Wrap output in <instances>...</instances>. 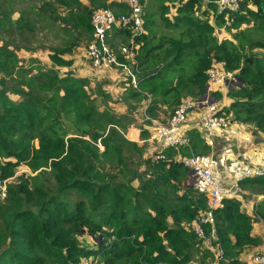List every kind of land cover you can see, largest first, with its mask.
Returning <instances> with one entry per match:
<instances>
[{
	"label": "trees",
	"instance_id": "1",
	"mask_svg": "<svg viewBox=\"0 0 264 264\" xmlns=\"http://www.w3.org/2000/svg\"><path fill=\"white\" fill-rule=\"evenodd\" d=\"M19 1L0 0V177L8 179L0 201V264H85L89 258L86 264H200L193 259L197 250L212 257L189 229L206 211L207 198L188 187V169L179 160L209 151L198 129L186 130L188 145H166L154 151L155 159L148 155L134 166L129 152L142 156L144 147L98 110L88 79L70 71L72 58L65 54L71 45L52 47L42 61L24 36L36 23L33 15L45 26L49 18L60 30L75 31V41L82 34L89 39L94 8L81 0H54L67 8L61 15L51 0H42L25 13L15 10ZM168 1L160 3V13L178 36L157 37L154 19L144 18L137 85L129 76L121 79L123 106L132 105L128 99L138 105L149 100L145 115L160 118L164 105L168 116L182 99L204 94L206 70L220 65L242 80L224 94L213 91L215 99H228L220 112L264 133V0H239V8L227 13L217 12L216 0ZM99 6L126 11L107 0ZM140 136L149 133L142 127ZM240 186L259 188L262 198L251 212L237 198L214 211L221 264H244L247 249L262 253L254 222H264V177ZM73 193L80 198L71 199ZM83 234L101 238L87 246Z\"/></svg>",
	"mask_w": 264,
	"mask_h": 264
},
{
	"label": "built area",
	"instance_id": "2",
	"mask_svg": "<svg viewBox=\"0 0 264 264\" xmlns=\"http://www.w3.org/2000/svg\"><path fill=\"white\" fill-rule=\"evenodd\" d=\"M109 4H122L126 11L118 12L110 6L94 8L90 14L91 34L84 49L83 57L92 71L106 73L120 70L130 77L133 87L137 85L134 70L137 69L135 59L138 48L137 37L144 33L142 0H107ZM217 12H234L239 8V0H216ZM118 30L124 33H118ZM125 34V32H127ZM124 41V42H122ZM121 55L129 62L121 60ZM208 87L204 94L194 98H184L174 110L164 119L151 118L152 138L167 146H186L189 139L184 131V125L192 112L197 113V127L201 139L213 146L218 135L242 137L245 142H252L251 126L237 121L231 116L220 112L221 104L213 97V91L223 94L231 87H238V77L234 71L214 65L206 70ZM204 95V97H202ZM102 148V146L98 143ZM179 160L191 170L186 183H192V188L204 194L207 198V209L189 224V229L195 234L199 247L210 248L213 256L208 258V264H221L224 253L215 235L214 211L224 206L228 198H235L243 180L264 177V148L258 152L256 160L244 164L224 165L225 159L212 153H191ZM8 179L0 177V201L7 194ZM208 225L210 229L205 228ZM209 232L207 233V231ZM244 264H264V253L255 252L249 255Z\"/></svg>",
	"mask_w": 264,
	"mask_h": 264
},
{
	"label": "rangeland",
	"instance_id": "3",
	"mask_svg": "<svg viewBox=\"0 0 264 264\" xmlns=\"http://www.w3.org/2000/svg\"><path fill=\"white\" fill-rule=\"evenodd\" d=\"M86 5H89L92 9L97 7L98 3L101 0H81ZM156 0H148L146 3V6L144 8V11L148 9V7H152V2ZM52 5L51 7L56 9V11L63 15L67 12V8L61 7L57 2H54V0H51ZM42 0H21L18 2V4L15 6V10L25 12L29 11L31 9L32 5L41 4ZM158 7L156 11H158ZM198 15H200V11H198ZM16 14H14V17ZM161 20H162V15ZM33 20L36 22H32V30L29 31V29L25 30L24 36L26 37V41L29 44L30 47L35 49L36 54L39 58L42 59L46 57V54L50 52V49L52 47L57 48H63L70 46L72 47V50L69 53H66L65 55H68L72 58L71 64L69 66L70 71L80 77H86L89 81V88L92 90V95L95 97L94 104L98 108L99 111L105 110L108 114L112 115L115 120L118 121V125L120 127V130L126 135L128 129H135L137 132H139L140 128H145L149 132V137L146 142H143L141 144V147H144V152L141 155H138L136 151L131 150L129 153H131L132 157L131 159L135 162L133 163L134 166H138V162L142 161V158L147 157L148 155H151L152 159H155L157 156L156 154H153L155 150H158L161 147H166L163 143L159 142L158 140L152 138V128L150 126V123L148 119L145 117V113H143L142 110V102L136 104L135 101L128 99V102L131 103V106H123L121 101L119 99L124 98V93H116L114 95V90L111 86L119 85L121 82V79L125 78V74L122 73L120 70L116 71V76H106L105 73H99L90 70V74L87 76H83L80 74V68L77 65V63L80 62L81 54L84 52V49L87 46L88 43V36L85 34H82L79 36V39L75 41V38L77 36L76 32H65L63 30H60V26H58L57 23H53L51 19L45 20L46 23H48V26H45L43 21L37 22L36 17L32 15ZM159 21V33H163L165 35H173L178 36V30L179 29H173L169 27H165V22L162 20ZM245 26V25H244ZM243 26V27H244ZM227 34V33H226ZM124 42V41H122ZM21 54V56H23ZM264 55V54H263ZM87 66V65H86ZM120 79V80H119ZM113 84V85H111ZM107 85H110V88L108 90ZM124 85V84H123ZM122 85V86H123ZM101 91L106 93L107 96H102ZM112 93V94H111ZM119 97L118 99L114 98ZM192 98V97H190ZM194 98V97H193ZM159 115H161L160 119H164V116L167 115V113L170 112V109H167L166 106L160 105L159 109ZM164 115V116H163ZM125 126L122 128V126ZM254 133H251L253 135ZM139 137V136H137ZM148 137V138H149ZM134 141V140H132ZM142 142V141H141ZM137 143V142H136ZM100 147V146H99ZM103 147H100V150H102ZM127 152V151H126ZM206 153H210L209 151ZM241 164H244L241 162ZM144 166L143 164L139 165V171H143ZM136 184V182H134ZM259 188H251V187H242L240 186L239 191L235 193V198L239 199L242 203L241 207L244 211L251 212V207L254 203L258 202L262 198V194L259 193ZM70 198L73 200H76L77 198H80L76 195V193H73L70 195ZM255 228H254V234L260 236L264 240V222L262 221H256L254 222ZM101 235L96 237L97 239H100ZM82 242L87 244V246L94 245V239L91 238L87 234H83L79 236ZM256 251H254L255 253ZM252 253V252H250ZM249 253V254H250ZM262 253H264V250H262ZM203 252L200 250L195 251V254L193 255V259L200 264H205L208 259L203 258ZM90 261L89 259L84 260V263H88Z\"/></svg>",
	"mask_w": 264,
	"mask_h": 264
},
{
	"label": "crops",
	"instance_id": "4",
	"mask_svg": "<svg viewBox=\"0 0 264 264\" xmlns=\"http://www.w3.org/2000/svg\"><path fill=\"white\" fill-rule=\"evenodd\" d=\"M148 0H142L143 3V18H148V19H154V30L157 31V37L160 35L159 33V21L158 18L160 19V22H162L161 20V13H160V3H167L169 2L168 0H156L152 2V7H148L147 10L144 11V8L146 6ZM170 3V2H169ZM172 3V2H171ZM178 2H174V4L176 5ZM157 7L159 8L158 11H156ZM173 12V9H172ZM172 14V13H171ZM168 14V12L165 14L166 16L168 15V17L170 18V20H172L175 15H171ZM162 34V33H161ZM84 53V52H83ZM83 53L81 54L80 57V62L77 63V65L80 68V74H82L83 76H87L90 74V66L89 64L85 61L84 57H83ZM87 65V66H86ZM88 74V75H87ZM106 76L112 77V76H116V71H111V72H106L105 73ZM120 80V79H119ZM113 85V84H111ZM114 90V95L116 93H121V90L123 89L122 87V83H120L119 85H114L111 86ZM108 90L110 88V85H107ZM110 91V90H109ZM112 94V93H111ZM114 98L118 99L119 97H115ZM149 100L147 101H143L142 103V110L145 109L147 103ZM221 104V106H225L228 99L223 96L221 98V100H218ZM197 113L196 112H192L189 117L187 122L184 125V131H186L189 128H193V127H197ZM148 131V130H147ZM149 133V132H148ZM225 137L218 135L217 137H215L214 139V144L213 146L210 147L209 152L214 154L217 157H222L223 159L227 160L225 161L224 165L226 167L231 165H238L241 164V162L246 163L249 161H253L257 159L258 156V152L260 150H262L264 148V133L262 132H258L257 134H253L252 135V142H245L243 141L242 137H233L227 133H225ZM129 140H134L135 142H137V144L140 146L141 144H143V142H146L148 139H150V135L146 138H142L140 136V130L139 132H137L135 129H128L127 134L125 135ZM139 136V137H137ZM142 141V142H141ZM253 206V205H252ZM252 208V207H251ZM260 247V246H259ZM257 249H247L245 252H243L241 254L242 259L245 261L250 254L254 253V251H256ZM260 250H264V240H263V244L260 247ZM252 252V253H250ZM250 253V254H249Z\"/></svg>",
	"mask_w": 264,
	"mask_h": 264
},
{
	"label": "water",
	"instance_id": "5",
	"mask_svg": "<svg viewBox=\"0 0 264 264\" xmlns=\"http://www.w3.org/2000/svg\"><path fill=\"white\" fill-rule=\"evenodd\" d=\"M241 85H242V80L238 78L237 86L240 87ZM207 87H208V85L206 84L205 85V90L207 89ZM202 97H204V95ZM188 173L191 174L192 171L188 170ZM187 185H188V187H192V183H187ZM99 238H101V236Z\"/></svg>",
	"mask_w": 264,
	"mask_h": 264
}]
</instances>
